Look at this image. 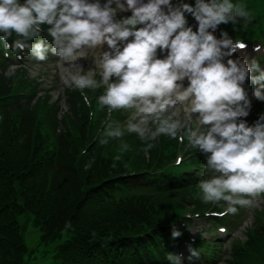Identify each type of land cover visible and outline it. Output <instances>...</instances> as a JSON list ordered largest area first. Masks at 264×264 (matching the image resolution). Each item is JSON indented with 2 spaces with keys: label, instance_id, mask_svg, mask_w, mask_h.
Here are the masks:
<instances>
[{
  "label": "trees",
  "instance_id": "obj_1",
  "mask_svg": "<svg viewBox=\"0 0 264 264\" xmlns=\"http://www.w3.org/2000/svg\"><path fill=\"white\" fill-rule=\"evenodd\" d=\"M253 1L248 8L254 26L242 30L243 36L264 34V0ZM226 28L232 31L233 25ZM3 48L0 264H36L18 220L26 211L43 223V241L55 243L53 264H174L168 254L178 256V241L189 238L180 226L186 206L202 211L210 205L201 201L197 187L199 173L208 172L203 157L191 160L198 170L181 173L171 165L177 138L162 134L159 143L150 138L153 128L143 140L128 131L109 137L115 120L98 132L104 110L95 98L97 112L90 123L79 90L65 89L69 113H61L60 101L52 100L51 93L57 84L44 86L26 67L5 77L9 65ZM262 216L259 212L246 237L233 239L224 263L222 240L199 239L184 264H264ZM68 223L71 227L66 228ZM174 230L180 235L173 237Z\"/></svg>",
  "mask_w": 264,
  "mask_h": 264
},
{
  "label": "clouds",
  "instance_id": "obj_2",
  "mask_svg": "<svg viewBox=\"0 0 264 264\" xmlns=\"http://www.w3.org/2000/svg\"><path fill=\"white\" fill-rule=\"evenodd\" d=\"M118 12L131 15L117 19ZM188 16L195 20V30ZM249 16L246 6L233 0H107L103 6L99 0H0V41L5 56L11 49L19 59L26 54L43 62L49 52L59 57L60 79L68 89L82 93L106 86L97 103L109 113L133 110L126 129L141 140L151 131L150 123L156 125L153 140L161 134L175 139L185 129L191 146L207 154V170L214 173L197 185L201 201H224V213L235 214L237 206L264 205V113L252 126L241 119L251 110L243 85L259 66L232 59L246 45L233 43L225 31L220 38L214 33L221 24ZM45 25L51 44L41 38ZM13 34L16 39L9 43ZM103 45L107 50L96 67L85 70L77 63L85 49ZM16 67L10 65L5 77H12ZM260 80L264 73L254 78ZM261 88L253 95L264 102ZM106 135L123 133L117 128ZM167 259L180 264L178 256L168 254Z\"/></svg>",
  "mask_w": 264,
  "mask_h": 264
},
{
  "label": "rangeland",
  "instance_id": "obj_3",
  "mask_svg": "<svg viewBox=\"0 0 264 264\" xmlns=\"http://www.w3.org/2000/svg\"><path fill=\"white\" fill-rule=\"evenodd\" d=\"M99 2L103 6L107 2V0H99ZM145 2H146V0H145ZM173 4H175L174 1H173ZM112 7H114V8L116 7L115 3L112 4ZM188 22L192 23V24H196V22L193 18H188ZM262 36H264V35H262ZM106 50H107V45H103V46L97 47L95 49H85L83 52L84 58L79 59L77 61V63L83 65L84 68L86 66L85 70H87L89 68H94V67H96V65L98 63L99 58L102 56L103 51H106ZM243 55H244V57L239 58V59L243 60L245 57H247L248 61H246V62L248 64V66L251 68L252 63H253L252 58H251L252 54L247 52ZM87 60H89L88 65H86ZM57 61L58 60L54 61L53 63H51L49 65V66H51L52 73H56V72L60 73L62 71V69L57 64ZM40 66H41V64H40ZM7 69H8V67H7ZM31 70L34 71V69H31ZM61 84L63 85L62 82H61ZM184 84H185V86H187L186 80L184 81ZM61 93H63V89H62ZM58 94H59V92L55 91L53 99L56 98L58 96ZM60 105L63 107V108L61 107V109H62L61 113L62 112H65L64 114L69 113V111L67 110V106L65 105L64 100H62V102H60ZM192 119H193V121H195V119H196L195 115L192 117ZM193 126H195V123H193ZM148 127L151 130L152 124L150 123L148 125ZM263 206L264 205H261L260 207H263ZM252 209L253 208L243 207V211H245V210L251 211L250 216H249V218H247V216L244 218V224H242L240 226H236V228L232 234L233 237H236V236L237 237H245V225L248 223L247 222L248 220L249 221L253 220ZM193 218H194L193 222H191L189 224V229L191 232L190 235L195 236V234H197L198 232H201V233H203L204 236L211 237L210 234L202 231L201 226L202 225L206 226V222H203L204 219L201 218L200 216L199 217H193ZM18 220L20 222L21 232H22V235L24 237V241L27 245V248L29 251H32V256L34 257L33 262L36 264H53V262L55 260L54 255H55V251H56L55 243L54 242H47L46 243L43 241L42 238L45 235L44 228L42 226L43 223L42 222L38 223L37 221L35 222V220L33 219V215L28 211L19 215ZM215 234H216V232H215ZM232 238L230 240H228V242L224 245V249L226 251L229 249V245L232 241ZM188 248H189V246L187 244V245H184L181 250L184 251ZM181 261H183V260L181 259Z\"/></svg>",
  "mask_w": 264,
  "mask_h": 264
}]
</instances>
